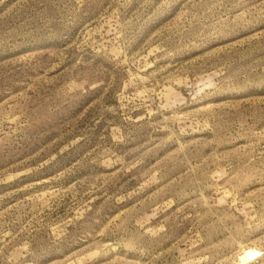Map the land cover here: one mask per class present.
Instances as JSON below:
<instances>
[{
	"label": "rangeland",
	"instance_id": "374dc122",
	"mask_svg": "<svg viewBox=\"0 0 264 264\" xmlns=\"http://www.w3.org/2000/svg\"><path fill=\"white\" fill-rule=\"evenodd\" d=\"M0 264H264V0H0Z\"/></svg>",
	"mask_w": 264,
	"mask_h": 264
}]
</instances>
